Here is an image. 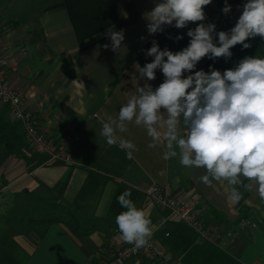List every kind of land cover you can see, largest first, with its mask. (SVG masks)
<instances>
[{"label": "crops", "instance_id": "obj_1", "mask_svg": "<svg viewBox=\"0 0 264 264\" xmlns=\"http://www.w3.org/2000/svg\"><path fill=\"white\" fill-rule=\"evenodd\" d=\"M155 2L0 0L6 80L38 129L62 150L56 157L34 147L9 106L0 103V197L38 203L50 196L62 207L41 229L37 222L28 232L7 233L0 222V264H104L122 242L115 218L125 211L117 200L125 190L152 220L151 238L163 255L134 256L124 264H264V204L255 191L241 188L243 199L231 204L226 183L206 186L200 181L204 169L182 167L178 157L165 161L162 146H147L151 138L143 127L129 124L118 133L136 145L133 159L100 135L104 114L117 115L137 86L136 55L153 36L144 13ZM109 28L124 30L118 52L103 47L111 43L104 35ZM162 81L159 71L150 83L155 88ZM152 183L192 200L210 236L148 197L144 190ZM65 211L86 230L72 231Z\"/></svg>", "mask_w": 264, "mask_h": 264}, {"label": "clouds", "instance_id": "obj_2", "mask_svg": "<svg viewBox=\"0 0 264 264\" xmlns=\"http://www.w3.org/2000/svg\"><path fill=\"white\" fill-rule=\"evenodd\" d=\"M211 3L159 0L144 13L149 35L162 33L164 26L183 29L195 23L196 27L188 29L189 43L179 51L161 49L152 41L145 52L152 61L143 67L134 64L137 86L117 115L104 114L100 135L109 146L118 145L133 159L136 145L118 133L127 132L129 124L143 127L151 138L147 146H162L165 161L178 157L182 167L204 169L200 181L206 186L211 187L214 181L226 183L231 204L243 199L241 188L255 191L264 204V57L246 56L223 72L211 65L208 72L196 70L204 58L228 60L234 46L248 49V40L257 36L264 39V0H246L235 26L216 33V42V25L203 23L204 9ZM230 11L225 0L222 12ZM104 35L111 41L103 45L105 49L118 52L122 48L123 29L109 28ZM181 39L183 35L175 37L176 41ZM157 70L163 81L154 88L150 81L156 79ZM130 197L128 190L118 196L125 211L115 222L120 239L135 252L149 244L153 229L150 217Z\"/></svg>", "mask_w": 264, "mask_h": 264}, {"label": "built area", "instance_id": "obj_3", "mask_svg": "<svg viewBox=\"0 0 264 264\" xmlns=\"http://www.w3.org/2000/svg\"><path fill=\"white\" fill-rule=\"evenodd\" d=\"M246 0H233L227 2L231 5V11L228 14L222 12L225 3L222 0H212L208 6V10L221 22L235 25L242 13V5ZM8 62V56L4 49V35L0 33V103L7 104L10 108L11 115L14 119L21 122L24 133L28 140L32 142L34 147L39 150L48 151L54 156H62V150L59 145H55L50 138L45 137L38 129L32 112L24 106L23 98L19 92L10 87L5 80V66ZM145 194L150 197L156 204L167 206L171 212L177 215L180 220L198 232L204 237H209L208 229L200 220L194 202L187 198H178L170 195L165 188L157 183H152L144 190ZM133 246L124 242L115 244V251L111 255L107 264H122L130 257L145 256H162L163 250L152 238L149 244L139 251H132Z\"/></svg>", "mask_w": 264, "mask_h": 264}, {"label": "trees", "instance_id": "obj_4", "mask_svg": "<svg viewBox=\"0 0 264 264\" xmlns=\"http://www.w3.org/2000/svg\"><path fill=\"white\" fill-rule=\"evenodd\" d=\"M227 2H233V0H227ZM222 3H225V0H222ZM204 11L207 13L208 16H214L207 7H205ZM219 19L218 17H216ZM223 23V22H222ZM208 24V23H207ZM216 25V32L213 33L214 36V42L218 41V37L216 36V33L219 31H229L232 27L235 25H230L228 23L218 24L214 23ZM196 27V26H195ZM187 32H184L180 29L175 28L174 26H166L164 28V31L162 33L154 34L152 37H150L143 47L138 51L136 55V61L139 63L141 67H143L146 63L152 61V57H146L145 52L147 49H149L152 46V41L155 40L158 42L161 49H164L167 47L171 51H179L182 48L186 47L189 43L190 38L186 34ZM177 35H183V39L176 41L175 37ZM172 37V38H169ZM251 44V47L248 49H243L241 45H236L231 49V52L233 53L232 57L228 60H225L224 58L216 59L215 61L210 60L206 58L198 67L196 70H204L205 72L209 71V66L211 65L216 70H219L223 72L225 69L234 68L236 64L244 57L246 56H259L264 57V39L257 36L256 38L250 39L247 41ZM159 72V70H157ZM156 72V73H157ZM77 126V125H76ZM67 225L70 226L72 231L74 232H83L86 230V228H83L79 226L78 223L72 221H66Z\"/></svg>", "mask_w": 264, "mask_h": 264}, {"label": "rangeland", "instance_id": "obj_5", "mask_svg": "<svg viewBox=\"0 0 264 264\" xmlns=\"http://www.w3.org/2000/svg\"><path fill=\"white\" fill-rule=\"evenodd\" d=\"M203 23H205V24H207V23L223 24L219 19H217L216 17H213V16L206 17V20L203 21ZM2 25H3V21L0 17V33L1 34H3L2 29L4 27V26L2 27ZM7 67H8V62L6 63V66H5V80H6ZM6 82H7V80H6ZM22 129L24 132L23 127H22ZM40 132L45 137L50 138L55 145H58V143L56 142V140L54 138L45 135L42 131H40ZM15 196L16 195L3 196L4 198L0 197V204H1L0 222L1 223L4 222L3 223L4 229L7 231V233H10V231L11 232H14V231L18 232V231L25 230V229H26V232H28L29 229H27V228L33 227L34 223H37V222L41 224L39 226L40 228H38V229H41V227H43L44 224H46V221L53 219L54 212L60 213V210L62 209L61 205L58 202H56L55 200H52L50 198V196H45V197L40 198L38 200V203H28V201H26L24 199L19 200L18 198H15ZM2 204H4V205H2ZM6 204L10 208H5ZM11 206H14V208H12ZM69 213H70L69 211L68 212L65 211L64 218L67 221H72V218H70L68 216ZM5 223H7V225ZM6 226H7V229H6ZM7 236H9V235H7ZM159 256H156V257H159ZM111 257L112 256L108 257L107 262L109 261V259ZM145 257H147V256H145ZM151 257H154V256H151ZM151 261H152V259H151ZM107 262H105L104 264H107ZM124 262L122 264H124ZM149 262H147V263H149Z\"/></svg>", "mask_w": 264, "mask_h": 264}]
</instances>
